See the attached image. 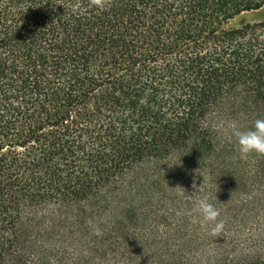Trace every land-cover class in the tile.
<instances>
[{
    "label": "trees",
    "instance_id": "16d2710c",
    "mask_svg": "<svg viewBox=\"0 0 264 264\" xmlns=\"http://www.w3.org/2000/svg\"><path fill=\"white\" fill-rule=\"evenodd\" d=\"M251 11L0 0V264H264V156L230 138L264 118Z\"/></svg>",
    "mask_w": 264,
    "mask_h": 264
},
{
    "label": "clouds",
    "instance_id": "9594fccd",
    "mask_svg": "<svg viewBox=\"0 0 264 264\" xmlns=\"http://www.w3.org/2000/svg\"><path fill=\"white\" fill-rule=\"evenodd\" d=\"M91 5L98 11L107 9L109 0H90ZM231 137L235 140V145L241 159H246L250 154L264 156V118L256 119L250 128L240 129L236 125H230ZM168 164V163H167ZM173 166L176 164H168ZM195 210L202 217L203 223L208 226L209 235L217 237L223 234L224 222L218 220V211L212 203L205 198H198L195 201ZM99 235V231H97Z\"/></svg>",
    "mask_w": 264,
    "mask_h": 264
},
{
    "label": "rangeland",
    "instance_id": "374dc122",
    "mask_svg": "<svg viewBox=\"0 0 264 264\" xmlns=\"http://www.w3.org/2000/svg\"><path fill=\"white\" fill-rule=\"evenodd\" d=\"M264 16L263 11H251L240 14L233 20V25H240L243 22H255L262 19Z\"/></svg>",
    "mask_w": 264,
    "mask_h": 264
}]
</instances>
